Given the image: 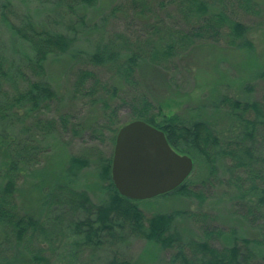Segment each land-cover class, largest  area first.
Masks as SVG:
<instances>
[{
    "label": "trees",
    "instance_id": "obj_1",
    "mask_svg": "<svg viewBox=\"0 0 264 264\" xmlns=\"http://www.w3.org/2000/svg\"><path fill=\"white\" fill-rule=\"evenodd\" d=\"M237 1L241 7L248 9L253 0ZM95 2L96 0H59L57 3L62 5L63 14L68 17L69 22L59 29L48 26L46 29L36 30L27 14H22L19 18L20 25L11 21L10 14L8 15L10 1L0 0V21L7 25V32L24 43L30 51L28 59L33 68L42 72L45 61L50 56L69 51L76 39L75 23L77 19L81 22L85 16L79 14V11L93 6ZM132 3L133 8L137 3H142V8L148 10L146 0H133ZM158 5L160 9L165 6L164 2H159ZM113 9L117 10L113 7L111 12H114ZM177 9L188 26L186 29H163L162 25L153 23L152 29L144 30L145 34L137 36L141 40L131 48L127 47L124 40L118 39L116 42L111 38H100L96 40L92 50L83 52V60L92 66H115L119 75H123L128 86L126 89L131 91L121 101L128 107V121L141 119L163 131L174 150L189 155L193 163L198 157L201 158L209 176L221 166L225 173V185L234 193L233 213L248 227L247 224L251 225L256 220L262 221L264 215V101L241 100L223 94L213 106L223 109L228 117L229 134L222 136L206 118L191 121L178 113L166 116L163 111L165 105L151 97L142 86L137 73L143 65L167 69L165 64L170 59L179 60L195 45L202 42L217 43L221 37H224L223 43L226 46L251 51L254 48L249 37L251 29L248 24L227 16L222 0H179ZM50 22L49 17L46 25ZM153 37L156 38L154 43L149 46L144 44L146 39L153 40ZM121 47L128 51L123 53L119 50ZM74 56H78V52ZM259 73L263 78L264 70ZM22 74L11 56H0V228L5 235L2 246L6 244L7 248L14 250L11 257L0 256L1 262L5 264H38L37 261L42 259L41 247L26 256L30 261L21 259L24 257L22 250L28 247L26 244L32 236H38L36 240L39 241L40 235L48 232V225L57 227L60 223L59 217L20 215L15 200L20 172L28 170L29 165L31 169L34 168L40 160L37 153L33 152L29 140L14 131L16 122L20 120L19 110L30 108L26 111H33L39 105H48L56 96L55 90L47 81L30 80ZM17 78L25 85L18 88ZM77 80L75 85L79 89L85 82L91 81L89 93L96 87L95 73L87 66L79 69ZM115 90L116 86L112 93ZM6 123L10 130L5 128ZM112 123L113 119L109 117L104 127L109 128ZM121 125L123 124L117 125L113 130L112 143ZM48 128L42 132V136L55 131L54 124L48 125ZM28 129L26 127L25 131ZM102 133V130L99 131L97 136L103 135ZM91 148L95 149L94 146ZM111 158L112 155L99 158L101 180L107 181L104 186L106 198L101 202H93L87 192L72 186L77 174L89 164V159L85 156H71L63 175L42 194L41 201L46 210L52 207L69 214H81V217L71 220L67 229L77 246L88 247L92 251L101 250L105 246L122 242L129 233L159 246L161 250H172L169 264H264V222L255 227L253 236H249L243 232L244 229L239 231L231 226L225 227L222 223L211 222V219L207 221V215L203 212L194 213L203 214L201 221L204 223L198 226L196 237L186 239L172 228L175 215H184V211L162 212L145 217L138 206V200L127 198L117 191L110 176ZM168 193L202 199V195L191 186L188 177L165 194ZM105 264L137 263L133 259L113 254Z\"/></svg>",
    "mask_w": 264,
    "mask_h": 264
},
{
    "label": "rangeland",
    "instance_id": "obj_2",
    "mask_svg": "<svg viewBox=\"0 0 264 264\" xmlns=\"http://www.w3.org/2000/svg\"><path fill=\"white\" fill-rule=\"evenodd\" d=\"M9 1L11 9L8 15L10 14L11 21L17 22L15 24H19L22 14L29 16L36 30L46 29L48 26L59 29L69 22L68 17L63 14L62 5L57 3L59 0ZM132 1L96 0L93 6L80 10L79 14L85 16L81 22L76 18V39L72 47L66 53L50 56L45 61L42 72L33 68L28 59L30 51L24 43L7 32V25L0 21V56H11L19 71L23 72L24 78L45 80L51 84L56 94L48 105H39L30 112L26 111L30 108L20 109V120L16 122V129L14 128V131L29 140L33 152L40 159L34 168L31 169L29 165L28 170L20 172L15 192L19 214L38 218L59 217L60 220L57 227L48 225V232H43L39 241L36 240L38 236L29 239L26 244L28 247L22 250L24 257L19 254L23 261H30L26 256L41 247L42 259L37 261L38 264H105L113 254L133 259L137 264H169L172 250H161L159 246L129 233L122 242L105 246L101 250L92 251L88 247L77 246L67 229L71 220L81 217V214H69L52 207L46 210L41 201L44 191L48 186L51 188L63 175L68 160L73 155L87 157L89 164L77 174L72 186L87 192L95 203L104 200L107 181L101 180L99 158L113 154V130L129 119L128 107L121 103L131 93L126 89L128 86L123 75H119L115 66L89 65L83 60V52L92 50L94 43L100 38H111L116 42L118 39L124 40L127 47L131 48L141 40L137 36L145 34L144 30L152 29L153 23L169 30L188 27L177 9L179 0H146L148 10L142 8V3H137L133 8ZM159 2H164V8H159ZM222 4L227 16L250 26L249 37L254 45L253 50L226 46L223 43L224 37H221L217 43L202 42L195 45L179 60L170 59L165 64L167 69L152 65L140 66L137 75L151 97L165 105L163 111L166 116L178 113L191 121L206 118L212 122L217 132L226 136L229 134L227 129L230 128L228 117L223 109L213 107L223 94L241 100L264 101V77L259 76V71L264 70V0H253L248 9L241 7L237 0H222ZM113 7L117 10L113 9L114 12H111ZM49 17L51 22L46 25ZM145 18L148 19L144 20ZM155 41L156 38L153 37V40L146 39L144 44L149 46ZM119 50L123 53L128 51L123 47ZM76 52L78 56H74ZM84 66L95 73L96 87L91 93L88 92L91 81L85 82L80 89L75 85L78 71ZM19 79H16L18 88L25 85ZM114 86L116 90L112 93ZM109 117L113 119V123L105 128L104 123ZM52 124L55 125V131L42 136V132L45 129L47 131L48 125ZM26 127H29L27 131ZM5 128L10 130L8 123ZM101 130L103 135L98 137ZM93 146L95 149L91 148ZM205 168L203 160L198 157L187 176L202 199L165 192L137 201L144 216L184 211V215H175L172 228L186 239L196 237L198 226L204 223L201 221L203 214L194 215L199 212L207 215V221L211 219V222L222 223L225 227L244 229L245 234L253 236L255 227L264 222V215L262 221L256 220L246 227L233 213L234 193L225 185V173L221 166L211 176ZM4 240L5 235L0 228V256L11 257L14 250L7 248L6 244L2 246ZM0 264L5 262L0 259Z\"/></svg>",
    "mask_w": 264,
    "mask_h": 264
},
{
    "label": "water",
    "instance_id": "obj_3",
    "mask_svg": "<svg viewBox=\"0 0 264 264\" xmlns=\"http://www.w3.org/2000/svg\"><path fill=\"white\" fill-rule=\"evenodd\" d=\"M192 167L189 155L175 151L163 131L144 120H131L116 133L111 180L125 197L143 200L173 190Z\"/></svg>",
    "mask_w": 264,
    "mask_h": 264
},
{
    "label": "bare ground",
    "instance_id": "obj_4",
    "mask_svg": "<svg viewBox=\"0 0 264 264\" xmlns=\"http://www.w3.org/2000/svg\"><path fill=\"white\" fill-rule=\"evenodd\" d=\"M110 176H111V164H110Z\"/></svg>",
    "mask_w": 264,
    "mask_h": 264
}]
</instances>
